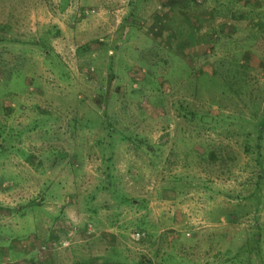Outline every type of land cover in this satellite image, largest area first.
<instances>
[{
  "label": "rangeland",
  "instance_id": "obj_1",
  "mask_svg": "<svg viewBox=\"0 0 264 264\" xmlns=\"http://www.w3.org/2000/svg\"><path fill=\"white\" fill-rule=\"evenodd\" d=\"M0 264H264V0H0Z\"/></svg>",
  "mask_w": 264,
  "mask_h": 264
},
{
  "label": "crops",
  "instance_id": "obj_2",
  "mask_svg": "<svg viewBox=\"0 0 264 264\" xmlns=\"http://www.w3.org/2000/svg\"><path fill=\"white\" fill-rule=\"evenodd\" d=\"M1 13H2V12H1ZM96 138H97V137H96ZM96 138H95V139H96ZM122 138H123V137H122ZM127 140H129V139H124V141H125L126 143H125V142L121 143L123 140H122L121 138H118V142L121 143V144H123V146H120V147H119V149L122 150L120 153H126V151H127V149H128V143H127ZM93 142H96V143H97L98 141H92V140H91V143H93ZM110 142L112 143L111 139H110Z\"/></svg>",
  "mask_w": 264,
  "mask_h": 264
},
{
  "label": "built area",
  "instance_id": "obj_3",
  "mask_svg": "<svg viewBox=\"0 0 264 264\" xmlns=\"http://www.w3.org/2000/svg\"><path fill=\"white\" fill-rule=\"evenodd\" d=\"M67 243V241H63L62 244L65 245Z\"/></svg>",
  "mask_w": 264,
  "mask_h": 264
}]
</instances>
